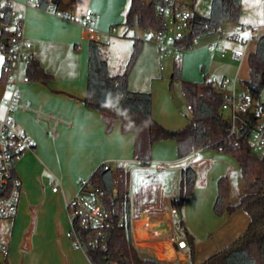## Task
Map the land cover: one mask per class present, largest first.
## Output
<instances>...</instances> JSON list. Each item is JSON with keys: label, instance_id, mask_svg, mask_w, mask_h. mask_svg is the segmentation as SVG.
Wrapping results in <instances>:
<instances>
[{"label": "crops", "instance_id": "1", "mask_svg": "<svg viewBox=\"0 0 264 264\" xmlns=\"http://www.w3.org/2000/svg\"><path fill=\"white\" fill-rule=\"evenodd\" d=\"M49 1L53 7L43 10L35 0H12L15 11L24 14L22 37L32 44L33 58L53 73L55 79L48 84L39 81L21 83L22 97L28 107L17 110L15 117L18 127L33 137L35 147L15 164L22 191L17 214L10 219L9 228L0 234V258L7 259L9 264H92L87 252L77 248L69 236L72 223L67 204L79 191L80 179L89 178L101 164H105L114 168L130 167L131 170L151 169L157 174L156 178L144 176L135 195L130 182L133 241L140 249L159 258L171 256L168 259L171 263L180 256H183L180 262H187L185 250L177 249L172 242L169 221L171 200L178 193L166 201L161 198L159 188H167L171 173L177 172L180 179L185 159L178 157L174 140H162L152 146L150 162L143 163L135 153L136 134L133 131L124 132L119 119L111 122L109 129L103 115L83 103L82 99L87 93L89 47L95 38L85 32L79 20L91 8L97 14L96 27L103 35L98 40L100 44L108 38L111 45L119 47L118 55L110 52L104 56V49L100 45L111 73L123 72L134 51V40L143 41L129 74V88L151 93L154 118L170 129L182 128L189 123V118H183L177 110L171 94L170 83L175 69H179L180 79L175 81L180 84L181 80L197 82L213 75L248 80V60L239 62L232 56L234 49L243 48L244 45L231 40L230 36L239 25H251L234 22L227 35L224 36L223 30L209 34L211 39L200 45H197L198 39L183 52L180 60H175L160 57L150 32L138 37L127 35L129 29L124 21L130 0ZM182 1L187 7H192L191 0ZM3 3L0 0V5ZM65 14L73 18H66ZM122 23L126 29L123 35L113 34L117 31L115 25ZM256 33L255 28L254 37ZM220 37L226 39L225 49L220 50L217 46L209 48V44L217 42ZM252 41L248 46L249 51L256 47L255 42L251 45ZM24 70L22 67L21 71ZM6 96L7 93L0 86L2 112ZM211 150H200L199 157L204 153L205 156L200 158H211V162L220 159L228 164L225 170L232 168L233 171L229 172L240 169L231 155L216 156L223 152ZM213 152L216 154L213 155ZM161 160H170V166L174 165L168 171L156 172L153 165ZM201 162L204 161H198L193 166L197 169V164ZM226 174L222 173L218 179ZM159 175L162 176L159 178ZM214 215L217 221L209 227L205 224L202 227L199 224L204 218L201 209L196 213V217L200 218L196 223L189 214L185 220L181 213L185 227L195 236V264H201L230 245L244 234L250 223V216L244 210L231 216ZM197 230L203 234L200 239H197ZM205 237L210 239V245L208 242L201 243ZM2 247L6 248V254L1 252Z\"/></svg>", "mask_w": 264, "mask_h": 264}, {"label": "trees", "instance_id": "2", "mask_svg": "<svg viewBox=\"0 0 264 264\" xmlns=\"http://www.w3.org/2000/svg\"><path fill=\"white\" fill-rule=\"evenodd\" d=\"M39 8L48 10L49 0H35ZM198 0H191L192 7ZM173 8L174 12L182 6V0H130L125 16L128 29L138 26L153 35L167 27L165 15L159 7ZM11 10L4 3L0 5V49L7 53L11 47ZM242 13L241 0H210L207 15L192 12L190 31L182 38L181 45L190 49L195 41L205 35L217 33L226 21L240 24ZM256 47L248 51L246 60L250 68V77L243 83L252 87L253 98L258 107L264 105L260 96L264 90V33L254 37ZM143 41L134 40V51L123 72L111 73L108 62L100 50V42L91 40L88 58L87 93L83 103L99 111L111 128V122L119 119L124 132L133 131L137 136L135 153L137 159L147 164L151 160L152 146L162 140H174L177 154L185 158L194 150L212 149L231 155L240 166L244 188L236 202L231 201L233 194L232 178L223 175L218 179V193L213 205L217 216H231L239 210L246 211L250 223L242 236L219 252L206 258L201 264H264V152L256 153L251 147L252 130L256 119L248 112V123H238L232 131L228 118L224 117L225 95L211 83L210 77L202 81L181 80V89L190 106L189 123L182 128L170 129L158 122L152 113V95L149 92L135 91L129 88V74L142 49ZM5 57L1 79H4ZM31 81L48 84L55 79L41 63L32 58L26 66ZM180 79L179 69H175L173 83ZM147 133L141 134L142 128ZM13 176L17 177L15 170ZM96 187L101 202L108 212L106 228V247L101 244L87 246L88 229L78 228L92 264H171L150 253H143L133 241L131 227V171L125 166L114 168L101 164L88 178ZM197 169L193 165L180 171L179 192L171 200L172 206L182 213L185 199L194 190ZM116 190V191H115ZM11 186L0 188V200L10 194ZM182 230L188 240V261L179 264H195V236L186 227L182 216ZM178 249V247H177ZM0 264H9L0 258Z\"/></svg>", "mask_w": 264, "mask_h": 264}, {"label": "built area", "instance_id": "3", "mask_svg": "<svg viewBox=\"0 0 264 264\" xmlns=\"http://www.w3.org/2000/svg\"><path fill=\"white\" fill-rule=\"evenodd\" d=\"M4 4L10 8L11 13V30L12 40L11 47L6 53L7 63L4 66V79L0 80V86L7 93L3 100V112L0 105V188L5 185L11 186L10 194L0 200V218L15 217L18 211V204L21 195V181L18 177L13 176L16 162L27 152L32 151L35 147L33 137L24 129L17 125L15 113L21 108H27V103L23 100L21 93V83L30 82V77L26 72V66L33 58L32 44L23 39V22L24 14L17 13L14 9L12 0H3ZM53 6L48 3V9ZM171 8L159 7V11L164 15ZM57 13L62 14L60 11ZM66 18H73L67 14ZM192 11L189 7L182 6L174 12V29L167 27L164 30L154 32L150 37L156 42L158 52L161 58L172 57L175 60L182 58L186 50L181 45L182 38L190 31V18ZM97 14L88 8L82 18L79 20L85 32L100 40L103 35L96 27ZM222 30L219 28L218 32ZM246 33V35H243ZM255 36L253 26L239 25L236 31L230 36V39L240 42L243 48L234 49L232 56L236 61L243 62L248 55V46ZM218 47L224 50L226 39L220 37L217 42L209 44V48ZM24 64V71H21ZM212 85L222 92L226 99L223 110H229L228 119L232 125V131L236 129L238 123L247 124V113L253 107L252 87L243 83L236 77L210 76ZM254 112L256 119L255 126L252 130L251 147L254 152H264V105L258 107ZM190 108V106H189ZM200 149L194 150L185 159V166L193 165L198 161L211 162L208 157H199ZM183 167V168H184ZM156 172L162 173L171 169L170 163L165 160L156 162L153 165ZM116 191V190H115ZM68 214L72 223L69 236L77 248L88 252L84 245L82 236L77 231L78 228L90 230L87 236V246L101 244L102 248L106 247V228L108 226V212L103 206L96 187L88 178L80 179L79 191L69 200L67 204ZM181 213L172 206L169 210V221L172 230V242L179 250H185L188 247L187 236L182 230L180 223ZM3 254L7 253L5 247L1 248Z\"/></svg>", "mask_w": 264, "mask_h": 264}, {"label": "rangeland", "instance_id": "4", "mask_svg": "<svg viewBox=\"0 0 264 264\" xmlns=\"http://www.w3.org/2000/svg\"><path fill=\"white\" fill-rule=\"evenodd\" d=\"M241 3H242V13H241V17H240V22L244 23L245 25H251L254 28H256V32H257L256 37L260 36L262 33H264V0H241ZM190 9L192 12L197 11L200 14L207 15L210 11V0H198L196 2V4L194 5V7L190 8ZM165 19H166L168 27L173 30L174 29V9L173 8H171V10H169L165 14ZM233 23H234L233 21L229 20V21H226L222 25V30H223L224 36L227 35L228 32H230V30L232 29L231 27H232ZM115 27L117 28V31L114 32L113 34L123 35L124 31H126V29L123 27V23L117 24V25H115ZM10 29L12 30L13 27L11 26ZM126 33L130 37L135 36V35H136V37L145 36V34H147L146 31H144L142 28H140L138 26L135 28H131V29L127 30ZM214 34H216V33H214ZM198 39H197L198 40L197 45H200L206 41H209L211 39V37H210V35H207V36H202L201 38H198ZM107 40H108V38L104 39L103 43L100 44L101 49H104L103 50L104 56L109 55L108 53H110V52L112 53V55L113 54L118 55L119 47L111 45V43H109ZM254 42H255V40L252 41L251 45H253ZM5 57H6V54L3 53V51L0 49V77H1L2 72H3V65H4ZM22 66L24 68V64ZM173 93H176L177 96L179 98H181V100L183 102V104L181 106H177L175 104V106H176L177 110L179 111V113L181 114V116L183 118H190V108H189V105L187 104L186 99L182 93L181 84L178 81H175L173 83V90H171V94H173ZM260 99H261V101H264V90L261 93ZM222 113H223L224 117H226V118L229 116V110H227V109H224L222 111ZM143 133H145V134L147 133L146 127L142 128L141 134H143ZM212 151H214V150H211L210 152H212ZM262 153L263 152H261L259 154H262ZM212 154L214 155L216 153L213 152ZM222 155L226 156V157L229 156V155L224 154V153L221 155H216V156H222ZM202 156H205V154L201 153L200 157H202ZM169 162H170V160H169ZM173 165L174 164H171V166H173ZM183 166H185V164ZM226 166H228L227 163L226 164L222 163V161L220 159H217V158L215 161H213L211 163L204 161V162L197 164V179H196V184H195L194 190H193L192 194L185 199L183 207H182V212L184 214L185 220H186V216L189 214V217L191 218V220L195 221V223L197 221H199L200 218L196 217V213L199 212L201 209L202 212H204V218H202L201 219L202 221L199 222V224H202L201 225L202 227L204 226V224L209 227L217 221V218L214 215L213 205H214V200L216 197L217 187H218L217 186V179L222 173H227V175H230L232 178L233 194L231 197V201L236 202L238 200L239 195L243 189L240 169H237V172H229V171H233V170H232V168H231V170H228V171L225 170L224 167H226ZM129 170L131 171V188H132L133 195H135V193L139 190L140 183L143 182L145 179L144 176L147 175L150 178H156V176H157V174L151 169L141 171V169H136V170L132 169L131 170V168L129 167ZM161 176L162 175H159V178ZM170 176L171 177L168 180L169 184H167L168 185L167 188H161V186L159 187L160 191H161V198H165L166 201L168 200V197L178 193L177 179L179 176H178L177 172L176 173L174 172L173 175L171 173ZM159 194H160V192H159ZM10 219H12V218H0V234L2 232H4L7 228H9ZM198 231L199 230H197V232H196L198 235L197 239H200L199 237L202 236L203 234L198 232ZM206 237L203 239L201 238L202 239L201 243L208 242V245H210L211 244V242H209L210 239L209 238L206 239ZM185 252L187 253V258H188L189 255H188L187 249H185ZM143 253L148 254L149 252L143 250ZM163 258H166V259H163ZM163 258H159V259L169 262L170 260H168V259H170L171 256H168V257L165 256ZM180 258H183V256H180L176 260V262H172L171 264H179Z\"/></svg>", "mask_w": 264, "mask_h": 264}, {"label": "water", "instance_id": "5", "mask_svg": "<svg viewBox=\"0 0 264 264\" xmlns=\"http://www.w3.org/2000/svg\"><path fill=\"white\" fill-rule=\"evenodd\" d=\"M173 99H174V102L177 106H181L183 104V102L181 101V99L177 96L176 93H173ZM256 104H257V100L254 99L253 101V107L251 108V112H254L255 109H256Z\"/></svg>", "mask_w": 264, "mask_h": 264}, {"label": "bare ground", "instance_id": "6", "mask_svg": "<svg viewBox=\"0 0 264 264\" xmlns=\"http://www.w3.org/2000/svg\"><path fill=\"white\" fill-rule=\"evenodd\" d=\"M165 252V251H164ZM168 255V254H167Z\"/></svg>", "mask_w": 264, "mask_h": 264}]
</instances>
